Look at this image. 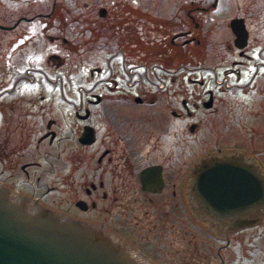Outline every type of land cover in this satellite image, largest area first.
Returning a JSON list of instances; mask_svg holds the SVG:
<instances>
[{
    "label": "flooded vegetation",
    "instance_id": "flooded-vegetation-1",
    "mask_svg": "<svg viewBox=\"0 0 264 264\" xmlns=\"http://www.w3.org/2000/svg\"><path fill=\"white\" fill-rule=\"evenodd\" d=\"M248 1L224 15L217 0H189L168 15L157 0H0L2 37L28 49L24 82L0 75L20 84L0 90V179L106 223L161 264H233L248 227L218 236L187 192L195 164L196 191L215 205L235 158L264 165V20ZM43 68L59 71L53 82ZM66 79L81 80L77 100L41 109V92Z\"/></svg>",
    "mask_w": 264,
    "mask_h": 264
},
{
    "label": "water",
    "instance_id": "water-1",
    "mask_svg": "<svg viewBox=\"0 0 264 264\" xmlns=\"http://www.w3.org/2000/svg\"><path fill=\"white\" fill-rule=\"evenodd\" d=\"M237 160L233 175L225 176L233 177V184L223 196L218 194L216 205L214 193L196 191L197 164L187 192L192 210L224 238L238 229L264 224V165ZM206 186L210 189L208 182ZM0 264L161 263L106 223L53 208L0 179Z\"/></svg>",
    "mask_w": 264,
    "mask_h": 264
},
{
    "label": "rangeland",
    "instance_id": "rangeland-1",
    "mask_svg": "<svg viewBox=\"0 0 264 264\" xmlns=\"http://www.w3.org/2000/svg\"><path fill=\"white\" fill-rule=\"evenodd\" d=\"M251 1L252 0H250V3L252 4ZM256 1L257 2L254 5L261 8V11L263 12L262 18L264 20V0ZM184 2H189V0H157L155 6L161 9L164 13L172 15L176 11V6ZM147 3H149V0H137L139 10H145ZM247 3H249L248 0ZM241 4V0H217L216 6L212 9L220 10L224 15H231L232 13L236 12L238 6ZM3 32L4 30L0 29V75H2V71L10 70V73H12L10 77L17 76L16 81L24 82V80L27 78H25L22 73V70L26 67V65H24L23 53L25 52V49H28L26 46L22 45H11L8 38L2 37ZM262 32L264 35V29ZM146 35L147 34L142 33V39H145L144 36ZM113 39L115 38L113 37ZM50 50H52V45L49 43V40H46L42 43V49H38L40 57L44 62L46 54ZM61 55L65 59H71L76 57L77 51L73 53L71 50L69 51L68 49H65L63 52H61ZM44 62L43 64H45ZM68 63L71 64L73 61L68 60ZM47 67L54 69L53 66L47 65ZM58 68L60 69L61 67ZM58 73L59 71H51L50 69L43 68L41 79L47 82H53L52 78ZM78 82H81V80H78L77 82L74 79H66L64 82L57 81L55 82V89L54 92L52 91V94H49L47 90L42 91L41 109H69L72 106L74 100H77L71 89L72 87H75ZM11 83L12 82H8V80L0 79V90L3 91L11 85V87H9L8 93L12 94L19 88L20 84L15 86L14 82L12 84ZM45 89H50V87ZM18 100L19 101H16V104H19V102L24 104L26 102V98L23 95H19ZM127 105L142 107L146 106V103L132 101L127 103ZM231 254H233V264H264V224L255 227H248L241 233L236 234L233 238Z\"/></svg>",
    "mask_w": 264,
    "mask_h": 264
}]
</instances>
